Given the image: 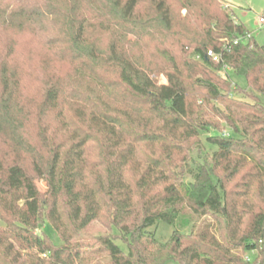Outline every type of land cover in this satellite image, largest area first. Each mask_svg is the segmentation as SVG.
I'll return each mask as SVG.
<instances>
[{"label": "trees", "instance_id": "obj_1", "mask_svg": "<svg viewBox=\"0 0 264 264\" xmlns=\"http://www.w3.org/2000/svg\"><path fill=\"white\" fill-rule=\"evenodd\" d=\"M0 221V264H264V42L220 0H0Z\"/></svg>", "mask_w": 264, "mask_h": 264}, {"label": "rangeland", "instance_id": "obj_2", "mask_svg": "<svg viewBox=\"0 0 264 264\" xmlns=\"http://www.w3.org/2000/svg\"><path fill=\"white\" fill-rule=\"evenodd\" d=\"M221 3L227 10H230L232 16L236 22H241L245 25L247 31L256 39L259 43L264 42V23L262 26L258 24V18H264V0H220ZM184 12V11H183ZM45 35H37L35 37L25 36L21 37L25 53L30 52L34 54V57H38L39 54L43 55L45 51L44 37ZM135 40L133 34H126L123 38L124 48L127 49L132 42ZM37 77L41 78L42 72L37 71ZM232 82L236 85L244 88L246 87V81L244 77L240 75H235L229 72ZM160 81L164 82L165 78L161 76ZM31 84H37L36 81L31 79ZM239 91V90H238ZM237 94H239L237 92ZM242 96H245L242 94ZM246 97V96H245ZM248 99V98H247ZM230 129L225 123L221 125V133H228ZM214 131L205 133L202 136V141L205 144L206 149L212 151L214 146L207 145L205 138L206 136L213 135ZM49 170V163L47 154H41L34 159H26L19 163L16 167L15 172H21L28 175L36 184L37 189L40 193H44L47 188V175ZM13 171L10 175H13ZM3 225L0 221V226ZM154 232L156 238L160 241H167L173 230L172 225L165 224L163 222H156L149 228ZM36 231L39 234H44L46 237H49L50 240L55 244H60V239L56 235L55 231L51 226L45 222L41 224ZM90 234L92 236H98L102 234H112V230H107L104 225L100 222L93 221L91 222L86 230L81 234ZM246 257L249 259L250 263L253 264L257 257V254L254 250H249L246 252Z\"/></svg>", "mask_w": 264, "mask_h": 264}, {"label": "built area", "instance_id": "obj_3", "mask_svg": "<svg viewBox=\"0 0 264 264\" xmlns=\"http://www.w3.org/2000/svg\"><path fill=\"white\" fill-rule=\"evenodd\" d=\"M263 23H264V18H263V17H259V18H258V24H259V26H262ZM207 54H208V55H212L211 51H208ZM216 58H217V57L214 56V59H216Z\"/></svg>", "mask_w": 264, "mask_h": 264}]
</instances>
